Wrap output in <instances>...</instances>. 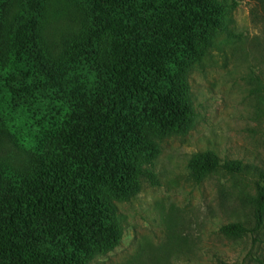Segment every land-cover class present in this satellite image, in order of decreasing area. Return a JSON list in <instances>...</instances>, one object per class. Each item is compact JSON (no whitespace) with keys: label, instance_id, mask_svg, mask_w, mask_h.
Listing matches in <instances>:
<instances>
[{"label":"trees","instance_id":"16d2710c","mask_svg":"<svg viewBox=\"0 0 264 264\" xmlns=\"http://www.w3.org/2000/svg\"><path fill=\"white\" fill-rule=\"evenodd\" d=\"M234 7L0 0V155L16 153L0 160V264H88L119 245L116 204L158 185V147L190 130L189 76L217 34L233 36ZM59 19L67 29L57 37ZM189 169L196 182L255 173L252 225L221 231L264 241V169L209 151Z\"/></svg>","mask_w":264,"mask_h":264},{"label":"rangeland","instance_id":"374dc122","mask_svg":"<svg viewBox=\"0 0 264 264\" xmlns=\"http://www.w3.org/2000/svg\"><path fill=\"white\" fill-rule=\"evenodd\" d=\"M223 1L235 3L233 36L217 34L189 76L190 130L159 145L152 162L158 185L144 183L116 204L122 239L88 264H264V241L221 231L232 222L252 225L255 173L215 171L196 182L189 169L193 156L206 151L264 169V0ZM66 29L59 19L52 33ZM15 154L9 149L0 160Z\"/></svg>","mask_w":264,"mask_h":264}]
</instances>
